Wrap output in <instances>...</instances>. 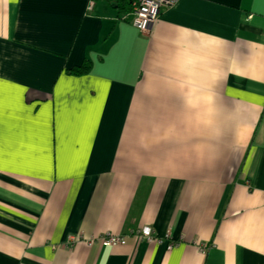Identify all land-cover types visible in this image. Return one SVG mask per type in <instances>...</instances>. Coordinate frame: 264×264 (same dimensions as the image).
<instances>
[{
	"label": "crops",
	"instance_id": "obj_1",
	"mask_svg": "<svg viewBox=\"0 0 264 264\" xmlns=\"http://www.w3.org/2000/svg\"><path fill=\"white\" fill-rule=\"evenodd\" d=\"M125 13L0 0V264H264V0Z\"/></svg>",
	"mask_w": 264,
	"mask_h": 264
},
{
	"label": "built area",
	"instance_id": "obj_2",
	"mask_svg": "<svg viewBox=\"0 0 264 264\" xmlns=\"http://www.w3.org/2000/svg\"><path fill=\"white\" fill-rule=\"evenodd\" d=\"M177 1L178 0H131V24L140 33L149 35L158 20L161 9L172 7ZM170 233V229H167L163 238L155 239L152 228L144 226L141 228L129 229L127 235L136 237L141 241L151 242L154 240L158 244H161L163 241L170 238ZM77 241H84L88 246L98 242L102 247L114 248L126 244V235L105 233L98 238L89 239L80 236L78 238L69 239L68 245L69 243ZM171 246H173V244H170L168 249H170Z\"/></svg>",
	"mask_w": 264,
	"mask_h": 264
},
{
	"label": "trees",
	"instance_id": "obj_3",
	"mask_svg": "<svg viewBox=\"0 0 264 264\" xmlns=\"http://www.w3.org/2000/svg\"><path fill=\"white\" fill-rule=\"evenodd\" d=\"M120 9L122 11L128 12L130 10L131 0H120ZM91 68V63L88 61H84L82 64L76 67H72L66 70L68 75L82 76L89 72Z\"/></svg>",
	"mask_w": 264,
	"mask_h": 264
},
{
	"label": "rangeland",
	"instance_id": "obj_4",
	"mask_svg": "<svg viewBox=\"0 0 264 264\" xmlns=\"http://www.w3.org/2000/svg\"><path fill=\"white\" fill-rule=\"evenodd\" d=\"M177 3V2H176ZM175 3V4H176ZM174 4V5H175ZM118 5H119V9H120V3H119V0H118ZM92 8V5L90 4L89 6H88V9L90 10ZM120 10H122V9H120ZM122 12H124V11H122ZM126 14V16H125V20H127L130 24H131V20H132V18H131V9L128 11V12H126L125 13ZM160 14V13H159ZM132 25V24H131ZM133 26V25H132ZM143 34V33H142ZM144 35H148V34H144ZM150 227V226H149ZM153 230V229H152ZM171 234V233H170ZM115 235H118V234H115ZM155 239H157L156 237H155ZM86 243V242H85ZM106 248V247H105Z\"/></svg>",
	"mask_w": 264,
	"mask_h": 264
}]
</instances>
